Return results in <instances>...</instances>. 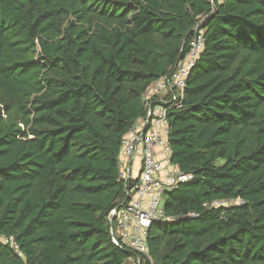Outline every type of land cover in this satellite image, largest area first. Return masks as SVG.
Segmentation results:
<instances>
[{"label": "trees", "instance_id": "1", "mask_svg": "<svg viewBox=\"0 0 264 264\" xmlns=\"http://www.w3.org/2000/svg\"><path fill=\"white\" fill-rule=\"evenodd\" d=\"M196 29L204 49L167 115L170 162L192 179L163 196L149 256L264 264V0H0V264L131 256L107 222L128 201L120 142Z\"/></svg>", "mask_w": 264, "mask_h": 264}, {"label": "built area", "instance_id": "2", "mask_svg": "<svg viewBox=\"0 0 264 264\" xmlns=\"http://www.w3.org/2000/svg\"><path fill=\"white\" fill-rule=\"evenodd\" d=\"M194 32L186 54L173 71L142 94L145 116L132 124L120 142L116 167L128 201L111 210L107 222L112 245L131 253L123 264H153L147 231L152 223L171 220L164 214L163 196L192 179L170 162L167 115L182 107L187 79L204 49L203 32ZM239 203L214 201L204 206L219 208Z\"/></svg>", "mask_w": 264, "mask_h": 264}, {"label": "rangeland", "instance_id": "3", "mask_svg": "<svg viewBox=\"0 0 264 264\" xmlns=\"http://www.w3.org/2000/svg\"><path fill=\"white\" fill-rule=\"evenodd\" d=\"M222 163V162H221Z\"/></svg>", "mask_w": 264, "mask_h": 264}]
</instances>
